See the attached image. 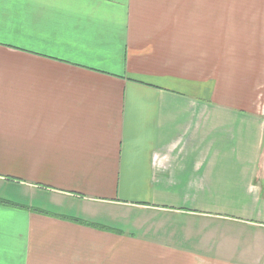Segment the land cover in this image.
<instances>
[{"label": "crops", "instance_id": "obj_1", "mask_svg": "<svg viewBox=\"0 0 264 264\" xmlns=\"http://www.w3.org/2000/svg\"><path fill=\"white\" fill-rule=\"evenodd\" d=\"M0 264H264V0H0Z\"/></svg>", "mask_w": 264, "mask_h": 264}, {"label": "rangeland", "instance_id": "obj_2", "mask_svg": "<svg viewBox=\"0 0 264 264\" xmlns=\"http://www.w3.org/2000/svg\"><path fill=\"white\" fill-rule=\"evenodd\" d=\"M12 190V189H11ZM14 193H17V192H14ZM14 193H13V191H12V194H11V196L13 197L14 196ZM8 193H4V192H1V195L3 196V197H11V196H6ZM19 194H22V193H19ZM23 199V198H22ZM47 211H51V212H55V210H52V208H49V207H47V208H45ZM114 228H116V229H122L123 231H129L130 232V230L128 229V227H124V226H115Z\"/></svg>", "mask_w": 264, "mask_h": 264}]
</instances>
